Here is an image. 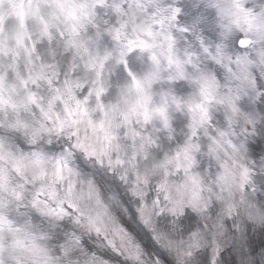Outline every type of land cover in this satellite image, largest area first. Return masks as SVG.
I'll return each instance as SVG.
<instances>
[{
  "label": "clouds",
  "instance_id": "1",
  "mask_svg": "<svg viewBox=\"0 0 264 264\" xmlns=\"http://www.w3.org/2000/svg\"><path fill=\"white\" fill-rule=\"evenodd\" d=\"M0 264H264V0H0Z\"/></svg>",
  "mask_w": 264,
  "mask_h": 264
}]
</instances>
